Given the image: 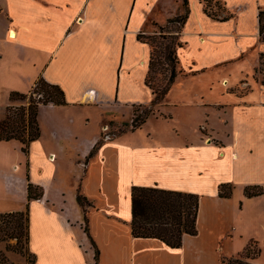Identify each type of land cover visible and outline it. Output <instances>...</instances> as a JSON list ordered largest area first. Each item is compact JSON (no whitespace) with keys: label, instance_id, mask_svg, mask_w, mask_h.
<instances>
[{"label":"crops","instance_id":"crops-1","mask_svg":"<svg viewBox=\"0 0 264 264\" xmlns=\"http://www.w3.org/2000/svg\"><path fill=\"white\" fill-rule=\"evenodd\" d=\"M217 1L227 21L209 17L205 0H0V119L11 94L30 93L40 78L59 86L67 103L40 108L41 136L27 156L21 142H0V214L28 207L33 264H95L78 193L92 204L100 264H225L250 242L262 264L264 0ZM185 15L179 32L164 33L182 44L179 76L153 105L151 47L139 36ZM229 70L217 92H174ZM151 106L140 128L109 137L112 126L132 124L136 108ZM29 181L42 199L28 201ZM223 184L233 187L230 198L219 197ZM133 187L198 195L197 235H185L179 249L134 238ZM246 188L262 194L246 197ZM0 251L7 252L1 243ZM22 258L16 264H27Z\"/></svg>","mask_w":264,"mask_h":264},{"label":"trees","instance_id":"trees-1","mask_svg":"<svg viewBox=\"0 0 264 264\" xmlns=\"http://www.w3.org/2000/svg\"><path fill=\"white\" fill-rule=\"evenodd\" d=\"M212 0H205V10L209 17L221 22L227 21L229 17H223L224 9L216 2L217 11L211 7ZM187 15L180 16L170 21L171 26L178 24L179 28L174 31L179 32L187 19ZM260 37L264 42V10L259 11ZM162 39L167 41L165 50L158 51V47L153 42L145 40V37L139 36V39L149 44L151 47V59L149 63V72L146 79V85L154 94L153 105L161 103L169 93L172 85L175 83L179 72L178 49L182 47L179 42V36L161 35ZM163 46V44H161ZM162 50V47H161ZM264 54L261 55V61ZM163 62L169 64V77L164 85L153 83V73L160 74L167 72L162 66ZM162 83V81H160ZM12 104L6 108L5 117L0 119V142L19 141L23 144L22 151L29 154L31 143L39 139L41 130L38 121L39 110L43 106L67 105L64 91L57 85L50 84L44 78L36 81L32 90L28 94L12 93ZM28 100V101H27ZM17 101L26 102L21 106H15ZM153 111L147 112L144 117L134 116L133 130L140 128ZM100 141L89 155L93 157L102 145ZM29 180V177H28ZM43 190L34 186L30 181L28 184V201L40 200L43 197ZM233 194L231 185L223 184L218 188L220 198H230ZM262 194L257 188H246V197H255ZM77 202L83 210L84 230L95 250V264H100V250L89 233V222L87 209L92 206L89 200L78 193ZM200 207V197L196 194H188L176 191H167L156 187H133L132 189V215L131 224L132 235L136 239H155L172 249H179L183 244L185 235L196 236L197 219ZM5 223L12 227L10 238L16 240L12 247L6 245L7 252H15L27 261V264H33L35 258L29 251V210L28 207L23 212L0 214V224ZM252 248L253 252L249 250ZM249 251L246 256L241 255L238 259L223 260L225 264H256L255 261L260 256V250L257 244L250 242L244 252ZM243 252V253H244ZM0 264L11 263L6 253L0 251Z\"/></svg>","mask_w":264,"mask_h":264},{"label":"rangeland","instance_id":"rangeland-1","mask_svg":"<svg viewBox=\"0 0 264 264\" xmlns=\"http://www.w3.org/2000/svg\"><path fill=\"white\" fill-rule=\"evenodd\" d=\"M216 1L217 0H212V4L211 7L214 11L217 10L216 7ZM221 5V4H220ZM179 28L178 24L172 25V26H167L166 28H160L158 30L155 31V35H151V36H143L145 37V40L151 41L153 42V44L155 46L158 47V51H163L165 50V46L168 44L167 41L163 40L161 35L165 33V31H168L170 29L172 30H177ZM163 44V46L161 45ZM162 47V50H161ZM165 70H167V72L165 73H157L154 72L152 77H153V83L155 84H159L162 86L166 83V80L169 77V72H168V67L169 64L164 63L163 62V66H162ZM214 74V73H213ZM230 74V70L226 72V74H224L223 76H217V75H211L210 77L208 76H202V78L200 77L199 80L195 81V83L192 82H186L184 83L182 86H176L174 89V92H178V93H185V92H191L192 89L194 91L197 92H204V94H208V93H213V92H217V90L220 87V80L221 79H225L228 78ZM257 78H259L263 83H264V58H262L261 61V67L258 69L257 71ZM162 81V83L160 82ZM227 81V80H226ZM28 101V100H27ZM23 104H26V102H22V101H17L15 103V106H21ZM157 108H155L154 106L151 107H145V108H136L135 110V116H139L144 117L147 112H151V111H156ZM153 113V112H152ZM135 119V117H133V120ZM133 121L131 125H122V126H118V127H114L112 126L110 128V130L107 131V134L109 135V137H111L114 134H121L125 131L128 130H133ZM134 140L138 139V137H133ZM12 230L11 225L7 226L5 223H1L0 224V243L2 244V246H6V245H10V246H14L16 244V240L15 239H11L10 238V232ZM249 250H253L251 247L249 248ZM249 251H246L244 253H242L243 256H246L248 254ZM253 252V251H252ZM6 256L8 258V260L13 263L16 264V261H21L23 260L22 256H20L19 254L15 253V252H6ZM223 260H233L235 258H227V257H223ZM238 259V258H236ZM260 262L262 264H264V255L262 256V258L260 259Z\"/></svg>","mask_w":264,"mask_h":264},{"label":"built area","instance_id":"built-area-1","mask_svg":"<svg viewBox=\"0 0 264 264\" xmlns=\"http://www.w3.org/2000/svg\"><path fill=\"white\" fill-rule=\"evenodd\" d=\"M89 94H91V96H93V97H96V93L95 92H90Z\"/></svg>","mask_w":264,"mask_h":264}]
</instances>
